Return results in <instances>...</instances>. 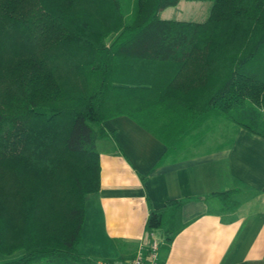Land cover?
Wrapping results in <instances>:
<instances>
[{
	"label": "trees",
	"instance_id": "1",
	"mask_svg": "<svg viewBox=\"0 0 264 264\" xmlns=\"http://www.w3.org/2000/svg\"><path fill=\"white\" fill-rule=\"evenodd\" d=\"M178 1L134 0L126 14L120 0H0V252L23 249L0 264H94L78 246L114 115L164 155L216 114L264 138V0H211L201 22L159 17ZM233 192L212 195L227 210ZM182 203L150 208L160 247L184 227Z\"/></svg>",
	"mask_w": 264,
	"mask_h": 264
},
{
	"label": "crops",
	"instance_id": "2",
	"mask_svg": "<svg viewBox=\"0 0 264 264\" xmlns=\"http://www.w3.org/2000/svg\"><path fill=\"white\" fill-rule=\"evenodd\" d=\"M198 122L164 155V142L130 116L105 121L114 137L96 142L100 188L86 198L78 246L91 262L132 258L150 208L177 199L184 227L158 264H264V138L217 114ZM229 189L238 203L222 210L212 194Z\"/></svg>",
	"mask_w": 264,
	"mask_h": 264
},
{
	"label": "rangeland",
	"instance_id": "3",
	"mask_svg": "<svg viewBox=\"0 0 264 264\" xmlns=\"http://www.w3.org/2000/svg\"><path fill=\"white\" fill-rule=\"evenodd\" d=\"M123 9L130 12L134 7V0H120ZM211 0H179L176 4L165 7L159 11L160 18L187 20L201 22L210 15ZM99 18V17H98ZM101 22V21H100ZM101 30H106L104 25H100ZM117 35V32L110 30L106 43L109 44ZM23 254V249L13 252H0V262L10 261L19 258Z\"/></svg>",
	"mask_w": 264,
	"mask_h": 264
},
{
	"label": "built area",
	"instance_id": "4",
	"mask_svg": "<svg viewBox=\"0 0 264 264\" xmlns=\"http://www.w3.org/2000/svg\"><path fill=\"white\" fill-rule=\"evenodd\" d=\"M161 238L156 231H146L144 239L138 244L135 254L127 260H96L94 264H158Z\"/></svg>",
	"mask_w": 264,
	"mask_h": 264
}]
</instances>
